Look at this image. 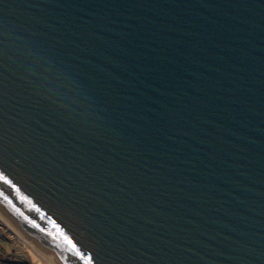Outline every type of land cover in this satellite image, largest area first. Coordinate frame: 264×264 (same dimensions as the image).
I'll return each mask as SVG.
<instances>
[{"label":"water","instance_id":"95a60500","mask_svg":"<svg viewBox=\"0 0 264 264\" xmlns=\"http://www.w3.org/2000/svg\"><path fill=\"white\" fill-rule=\"evenodd\" d=\"M0 213L38 264H264V0H0Z\"/></svg>","mask_w":264,"mask_h":264},{"label":"rangeland","instance_id":"374dc122","mask_svg":"<svg viewBox=\"0 0 264 264\" xmlns=\"http://www.w3.org/2000/svg\"><path fill=\"white\" fill-rule=\"evenodd\" d=\"M0 231H2V233H4L5 235V237H2V234L0 232V239L2 240V244L0 243V254L2 256L1 258L5 260H19L20 262H23L20 253L12 254L13 252L23 250L25 252L23 260L33 263L29 256L28 247L14 233H12L7 227H5V225H3L1 221Z\"/></svg>","mask_w":264,"mask_h":264},{"label":"bare ground","instance_id":"6f19581e","mask_svg":"<svg viewBox=\"0 0 264 264\" xmlns=\"http://www.w3.org/2000/svg\"><path fill=\"white\" fill-rule=\"evenodd\" d=\"M0 221L3 223V225H5V227H7L12 233H14L28 247L29 256H30L32 262L34 264H38L39 259L36 256V254L34 253V251L32 250V248L30 247V245L28 244V242L26 240H24L21 236L18 235V233L15 231V229L13 228L11 223L1 213H0Z\"/></svg>","mask_w":264,"mask_h":264},{"label":"crops","instance_id":"0c3cea01","mask_svg":"<svg viewBox=\"0 0 264 264\" xmlns=\"http://www.w3.org/2000/svg\"><path fill=\"white\" fill-rule=\"evenodd\" d=\"M2 234V237H5L4 233H2V231H0ZM0 243L2 244V240L0 239ZM1 254H0V264H21V262L19 260H5L3 258H1Z\"/></svg>","mask_w":264,"mask_h":264},{"label":"trees","instance_id":"16d2710c","mask_svg":"<svg viewBox=\"0 0 264 264\" xmlns=\"http://www.w3.org/2000/svg\"><path fill=\"white\" fill-rule=\"evenodd\" d=\"M21 264H25V263L21 262Z\"/></svg>","mask_w":264,"mask_h":264}]
</instances>
